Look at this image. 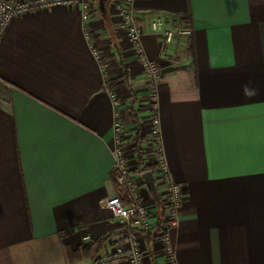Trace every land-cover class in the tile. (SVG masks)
<instances>
[{
	"label": "crops",
	"instance_id": "obj_1",
	"mask_svg": "<svg viewBox=\"0 0 264 264\" xmlns=\"http://www.w3.org/2000/svg\"><path fill=\"white\" fill-rule=\"evenodd\" d=\"M111 3L86 29L79 10L56 8L13 17L1 37L0 264H95L123 248L127 228L102 200L117 192L113 124L128 148L146 116V77ZM132 7L161 69L159 145L184 197L169 256L166 208L142 184L149 231L163 215L152 240L130 229L145 264H264V0ZM186 18L190 35L163 51L151 22ZM157 190L164 205L162 181Z\"/></svg>",
	"mask_w": 264,
	"mask_h": 264
},
{
	"label": "built area",
	"instance_id": "obj_2",
	"mask_svg": "<svg viewBox=\"0 0 264 264\" xmlns=\"http://www.w3.org/2000/svg\"><path fill=\"white\" fill-rule=\"evenodd\" d=\"M95 0H0V40L12 20L17 15L27 14L48 9L65 8L77 9L81 14L83 25L86 29L90 24L92 16L98 12ZM112 1L111 8L117 17L116 28L129 42L131 48L139 59L143 72L146 77V116L143 119L142 130L146 132L150 140L148 145L151 147L154 163H149L150 167L140 169L136 176L131 175L124 138L125 132L120 121L116 120L113 124L114 137V171L115 180L121 189L120 194H113L105 197L102 201L112 213L113 217L121 221L127 228L123 233L122 250H112L94 257L95 264H145L143 251L137 243L135 235L130 231L132 228L148 229L154 225L150 220L151 210L143 200L141 186L145 184L143 172L152 170L156 179H160L165 185L164 207L167 212V225L162 232L161 244L167 255H173V246L168 234V229L178 225L179 209L184 200L181 184L176 182L169 171L165 155L160 148V119L157 114V82L161 74L159 64L150 58L143 49L140 41V31L133 13V2L135 0H109ZM151 31L162 36V50L170 45L174 39L188 36L191 29L187 26L176 25L167 26L161 19H156L150 24ZM89 35V30L85 31ZM93 54L99 60L101 68L106 63L101 61L100 52L93 50ZM119 112H115L118 117ZM87 236L84 240H87Z\"/></svg>",
	"mask_w": 264,
	"mask_h": 264
},
{
	"label": "trees",
	"instance_id": "obj_3",
	"mask_svg": "<svg viewBox=\"0 0 264 264\" xmlns=\"http://www.w3.org/2000/svg\"><path fill=\"white\" fill-rule=\"evenodd\" d=\"M189 22V19L186 18L184 21L185 26H187ZM134 140L132 142V152H133V156H134V160H135V164L138 166V170L139 169H144L147 167H150V165L146 162V158L144 157V152L142 150V135L140 134V132L137 130L134 134ZM121 193V189L118 187L117 185V192L115 194H120ZM162 211L164 209V205L163 202L161 201V205H160ZM162 216H160V219L157 221L156 223V228L154 231H149L148 229H143L144 232L146 233V238L149 239H153L155 236H159V234L161 233L162 230Z\"/></svg>",
	"mask_w": 264,
	"mask_h": 264
},
{
	"label": "rangeland",
	"instance_id": "obj_4",
	"mask_svg": "<svg viewBox=\"0 0 264 264\" xmlns=\"http://www.w3.org/2000/svg\"><path fill=\"white\" fill-rule=\"evenodd\" d=\"M94 4L95 5H97V0H95L94 1ZM153 22V21H152ZM151 22V23H152ZM146 103H147V101H146ZM145 107H146V104H145ZM142 121H143V119H142ZM141 123V122H140ZM143 123V122H142ZM142 126H143V124H141ZM140 127L139 126V128L137 129L139 132H140V134L142 135V141H141V144H142V150H143V152H144V157L146 158V162L149 164H151V163H154V156L152 155V151H151V147L148 145V143H149V140H150V138H149V136L148 135H146V132L145 131H143L142 130V128L144 127H146V126H143V127ZM134 136H131L130 137V140H129V144H130V146L127 148L125 145V142H124V146L126 147L125 148V151H126V154H127V156H128V158L130 159V163H129V167H131L130 168V170L133 168V166H135V162H133L132 160H133V158H132V155H133V152H132V142H133V140H134V138H133ZM125 139V138H124ZM130 152V153H129ZM132 153V154H131ZM140 170V169H139ZM156 183H157V186H158V188L159 189H161V180L160 179H156ZM113 195V194H112ZM111 196V195H110ZM34 246L35 247H37V245H30V247L31 248H34Z\"/></svg>",
	"mask_w": 264,
	"mask_h": 264
},
{
	"label": "water",
	"instance_id": "obj_5",
	"mask_svg": "<svg viewBox=\"0 0 264 264\" xmlns=\"http://www.w3.org/2000/svg\"><path fill=\"white\" fill-rule=\"evenodd\" d=\"M109 0H97V8L99 12L104 15L107 11V2ZM145 185L152 195V197L155 199V201L160 204V196L157 190L155 176L152 170H145L142 174Z\"/></svg>",
	"mask_w": 264,
	"mask_h": 264
}]
</instances>
